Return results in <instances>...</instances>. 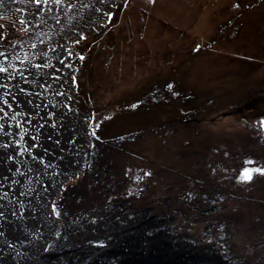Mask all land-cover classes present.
<instances>
[{"label":"rangeland","instance_id":"rangeland-1","mask_svg":"<svg viewBox=\"0 0 264 264\" xmlns=\"http://www.w3.org/2000/svg\"><path fill=\"white\" fill-rule=\"evenodd\" d=\"M0 53V135L52 152L33 264H121L171 245L207 264L194 233L217 242L211 263L251 262L264 242V0H0Z\"/></svg>","mask_w":264,"mask_h":264},{"label":"bare ground","instance_id":"bare-ground-1","mask_svg":"<svg viewBox=\"0 0 264 264\" xmlns=\"http://www.w3.org/2000/svg\"><path fill=\"white\" fill-rule=\"evenodd\" d=\"M62 136L66 138V142L68 139H74V136L71 138L68 133ZM23 137L22 134L0 135V209L3 210V215H0V264H33L32 261L36 260L33 252L38 243L36 237L45 222L43 209L46 200L38 193V189L44 183L49 185L52 181L54 165L48 157L52 152L50 153V149H37L28 141L27 144L24 143ZM59 141L62 142V139ZM59 141V150L57 146L53 148L57 149L58 154L62 147ZM43 143L48 148L49 145L52 147L49 136L45 137ZM69 153L66 159L61 161L65 162L63 164L66 166L72 165L69 161L73 162V159L77 158L76 149L72 148ZM177 249L182 252L179 246Z\"/></svg>","mask_w":264,"mask_h":264},{"label":"water","instance_id":"water-1","mask_svg":"<svg viewBox=\"0 0 264 264\" xmlns=\"http://www.w3.org/2000/svg\"><path fill=\"white\" fill-rule=\"evenodd\" d=\"M137 240L138 245L142 244L143 240L141 238H137ZM177 248L178 246L175 245L164 248L160 246V248L154 247L153 250L145 253H143L141 250H139L138 253H134L132 251L126 253V250L122 248L118 250V252L123 253L124 251L126 253H124V259L121 261V264H203L202 261L198 259L197 255L187 257L182 254V252H180ZM171 249H176L177 252L171 253V255H169L168 251H170ZM169 258L175 259L168 260Z\"/></svg>","mask_w":264,"mask_h":264},{"label":"flooded vegetation","instance_id":"flooded-vegetation-1","mask_svg":"<svg viewBox=\"0 0 264 264\" xmlns=\"http://www.w3.org/2000/svg\"><path fill=\"white\" fill-rule=\"evenodd\" d=\"M171 219L172 218H170L169 221ZM170 228H172V227H170ZM192 235L193 236H190V235L185 234V236L192 237V238H190L192 240H190L189 237H187V240L190 241V243H188L189 248H190V251L191 252L195 251V252H198V253L202 254V257L205 258V261L207 262V264H213V263H211V262H213V259H211V257H210L211 253L208 252V251L210 249H212L215 253H219L220 252L219 250L216 251L214 249L218 245L217 242H213L214 244L212 246H210L208 244L205 246V243L202 244V243H199V242H193L194 241L193 239L195 238L196 234L194 233ZM197 239H199V237ZM256 243H257V246L255 248H253V251L254 252L251 253V257H252L253 260L251 259V262L250 261H248V262L246 261L247 264H264V246L262 248L258 249V247L260 245H264V242H261V243L260 242H256ZM178 246L181 248L180 245H178ZM205 247H207L209 250L208 249H205ZM246 258H248V257H246Z\"/></svg>","mask_w":264,"mask_h":264},{"label":"snow or ice","instance_id":"snow-or-ice-1","mask_svg":"<svg viewBox=\"0 0 264 264\" xmlns=\"http://www.w3.org/2000/svg\"><path fill=\"white\" fill-rule=\"evenodd\" d=\"M37 2V5H39L40 3V0H36ZM45 2H47V0H45ZM0 55H3V53H0ZM6 70L5 68L3 67H0V73H4ZM264 123V122H262ZM251 163V162H250ZM257 172L261 173V174H264V169H256ZM253 178L252 176V173L251 172H248V171H245L242 176H241V179L244 180V181H251ZM0 215H3V210L0 209Z\"/></svg>","mask_w":264,"mask_h":264},{"label":"trees","instance_id":"trees-1","mask_svg":"<svg viewBox=\"0 0 264 264\" xmlns=\"http://www.w3.org/2000/svg\"><path fill=\"white\" fill-rule=\"evenodd\" d=\"M261 93V92H260ZM260 103V105H261V107H264L263 105H264V94H263V96H260V98H258L257 99ZM253 108H258L257 107V105L256 104H252L251 106H250V109H253Z\"/></svg>","mask_w":264,"mask_h":264}]
</instances>
